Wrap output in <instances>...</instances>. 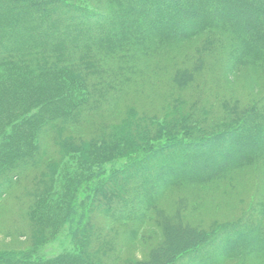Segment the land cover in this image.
<instances>
[{"label":"trees","instance_id":"trees-1","mask_svg":"<svg viewBox=\"0 0 264 264\" xmlns=\"http://www.w3.org/2000/svg\"><path fill=\"white\" fill-rule=\"evenodd\" d=\"M53 1L0 0V205L15 199V216L32 218L48 203L55 215L51 165L66 145L127 152L108 172L96 161L101 179L71 175L57 203L74 241L79 225L96 231L86 258L45 260L38 250L39 264H157L173 248L169 226L219 242L206 264H264V143L242 149L253 132L264 134V0H183L184 9L180 0H99L109 21L73 0ZM32 170L41 174L23 183ZM213 186L244 199L236 225L208 233L186 221L195 209L187 194ZM106 190L116 198L109 206L96 197ZM81 197L96 201L98 217L84 213ZM5 218L1 228H21ZM141 224L171 242L135 263L121 251ZM179 257L169 264H184Z\"/></svg>","mask_w":264,"mask_h":264},{"label":"rangeland","instance_id":"rangeland-1","mask_svg":"<svg viewBox=\"0 0 264 264\" xmlns=\"http://www.w3.org/2000/svg\"><path fill=\"white\" fill-rule=\"evenodd\" d=\"M30 4L33 3V0H26ZM46 3H54L53 0H41ZM70 1V0H67ZM75 3V7L82 9V10H89L92 13L100 16L107 17L108 21L109 18H111L112 13L108 10H106L102 5H100L99 0H73ZM180 6L182 9L189 8L183 3V0H180ZM235 11V9H233ZM237 11V10H236ZM235 11V12H236ZM88 24L92 25L93 27H98V25H103L102 21H99V23H90ZM86 23V24H87ZM107 24V21L105 22ZM10 123L7 125L9 126ZM8 131L11 130L12 127H7ZM89 132V131H88ZM76 134L82 135V137H86L90 134L86 132H79L76 131ZM92 139V138H91ZM247 139V138H246ZM256 141H261V143H264V134L263 133H255L253 132L252 137L250 140L247 139L246 145L242 149H246L250 146V144H254ZM231 145V146H230ZM97 146V147H96ZM103 146L101 145H95L92 146V149L90 152H93L91 154H87L86 152H83V149H78L77 147H73L70 145H66L64 147V155L56 162H54L51 165V168H53V173L51 175V172L47 170L48 177L51 175V184L52 188L50 189L51 194L49 197L55 201V204L53 205V210L55 212V215L50 214L47 212L48 203H45L44 205H40V207H43V209H39L41 211V218H39V215L36 213V215L29 217V218H20L18 215L15 216V212H13V205L14 200H7L3 202L0 205V222L2 218L6 217L5 223L10 220V217L14 216V219H19L20 229H17V231H13V229H3L0 226V264H39L38 255L36 252L38 250H42L43 252V258L45 260L52 259L57 256H64V255H73L75 258H79L80 260L86 258L87 254V246L89 243L90 235H96V231L93 229V226L89 228V226H81L79 225L80 234L78 235V240L81 239V241L78 243V241H74L71 237V233L73 232L74 228L73 221H71L72 218L64 219L62 218V213H56L59 210V205L57 206V203L59 199H62L66 186H69L70 182V176L74 175V173L77 174H83L88 176L90 173L97 172L99 174L98 178H103V175H101V171L99 167L105 166L107 169V172L112 169L111 166V160H113L115 157L117 159H123L127 151L123 149V152H115L113 147L115 146H106V151L104 152L102 149ZM238 147L240 149L239 144L233 145L229 144L226 148L227 150L236 151L238 150ZM117 149V148H115ZM99 150H102L103 154L102 156L99 155ZM241 150V149H240ZM247 150V149H246ZM78 151V152H77ZM82 152V154L80 153ZM114 152V154H113ZM125 152V153H124ZM83 154H86L83 156ZM81 157H84L85 165L81 162ZM101 158V159H100ZM101 161L100 166L98 164H95L97 160ZM215 162L216 159L212 158ZM124 160V159H123ZM55 161V160H53ZM99 163V161H98ZM111 167V168H110ZM78 168V169H77ZM89 168H92L90 170ZM82 170V171H81ZM106 172V173H107ZM36 170H32L28 174H26V177L23 179V183H25V180H33L37 175H40ZM45 176L44 178H46ZM82 183V184H81ZM85 182H79V185H84ZM226 185V184H225ZM228 185V184H227ZM201 187V190L203 191V194L201 196L194 195V193L187 194V201L188 203H191L194 205L195 209H192L194 212L191 213V216H189L186 221L190 223L192 226H199L206 232H212V229L217 225L218 227L225 224H233V221H236L238 218H236L240 213H238L237 209L239 204L243 203L241 202L242 199H244V196L240 194H232V195H226L225 192H217L215 190V186L212 188L207 187L203 188ZM111 191V190H109ZM113 191L107 192V190L102 193H96V197L100 198L101 201L103 200L105 205L109 206L110 203L115 200ZM252 195H254V192H251ZM216 194L221 195L219 197V201H215L213 199L210 202L211 196H216ZM48 197V199H49ZM83 201H81V207H84V213L91 218V216L98 217L100 215L99 209L96 208V201L95 200H88L84 199V197H81ZM256 199V197H255ZM194 200V201H193ZM3 201V200H2ZM67 202V201H66ZM241 202V203H239ZM89 203V205H88ZM128 203V202H127ZM126 203V204H127ZM209 203H212L209 205ZM239 203V204H238ZM93 204V205H92ZM124 204V203H123ZM133 204V203H132ZM17 207V206H16ZM12 211V212H11ZM46 211V212H45ZM60 211V210H59ZM62 212V208H61ZM64 212V211H63ZM49 215H51V220H48ZM78 215V213H77ZM259 219L262 218V221L264 223V214L263 216L257 215ZM24 218V219H23ZM4 219V220H5ZM40 220L36 222V220ZM3 220V221H4ZM35 221V223L26 224V221L29 222ZM88 223V222H87ZM12 222L9 223V226H13ZM47 224V228L42 227V225ZM23 225V226H22ZM236 225V224H233ZM256 225V224H255ZM139 227V235L138 238L134 242H131L127 247L123 248L121 251L122 258L123 259H129L133 260L135 263L142 262L145 263L148 259V255L150 251L152 250L153 246H157L159 244H167L168 242H171L169 238H167V235L165 236L161 230L158 228H155L150 225H137ZM6 228V227H5ZM45 228V229H41ZM166 233L168 236L175 237L174 242L172 244V250L168 253H166L163 257H161L158 261L162 264H169L172 260L180 256L179 258H185L184 264H206L213 261L214 256L220 255L219 248H217L216 243H219L217 241L211 243V242H200L197 239H190L188 240L187 233L183 232L181 229L168 227ZM241 235V234H240ZM239 235V236H240ZM245 235V234H243ZM223 238V237H222ZM226 238V236H224ZM230 238V237H229ZM77 239V238H76ZM228 239V238H226ZM234 240V239H233ZM230 239V241H233ZM249 240V239H248ZM222 241V239L220 240ZM197 243H200L197 246ZM199 247V250L197 249ZM168 256H171L170 258ZM134 258V259H133ZM178 258V259H179ZM90 259V258H89ZM75 263V262H74ZM157 263V264H158ZM240 263V262H237ZM232 264V263H228Z\"/></svg>","mask_w":264,"mask_h":264}]
</instances>
